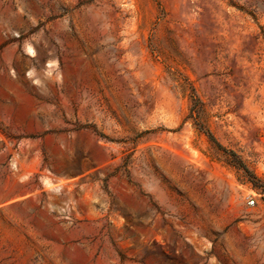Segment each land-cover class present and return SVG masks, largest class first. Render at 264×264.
Masks as SVG:
<instances>
[{"label":"rangeland","instance_id":"obj_1","mask_svg":"<svg viewBox=\"0 0 264 264\" xmlns=\"http://www.w3.org/2000/svg\"><path fill=\"white\" fill-rule=\"evenodd\" d=\"M0 264H264V0H0Z\"/></svg>","mask_w":264,"mask_h":264},{"label":"trees","instance_id":"obj_2","mask_svg":"<svg viewBox=\"0 0 264 264\" xmlns=\"http://www.w3.org/2000/svg\"><path fill=\"white\" fill-rule=\"evenodd\" d=\"M196 100H197V99H196ZM197 101H198V100H197ZM205 131H206L207 135H208L211 139H213V137H212L210 131H209L208 129H205ZM254 185H255V187H258L257 184L254 183Z\"/></svg>","mask_w":264,"mask_h":264},{"label":"built area","instance_id":"obj_3","mask_svg":"<svg viewBox=\"0 0 264 264\" xmlns=\"http://www.w3.org/2000/svg\"><path fill=\"white\" fill-rule=\"evenodd\" d=\"M248 202H249V203H252V202H253V199H249Z\"/></svg>","mask_w":264,"mask_h":264}]
</instances>
